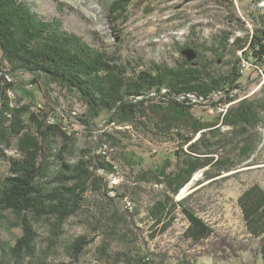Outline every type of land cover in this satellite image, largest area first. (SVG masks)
<instances>
[{"label": "trees", "instance_id": "1", "mask_svg": "<svg viewBox=\"0 0 264 264\" xmlns=\"http://www.w3.org/2000/svg\"><path fill=\"white\" fill-rule=\"evenodd\" d=\"M132 1L114 0L107 7V15L117 20ZM238 41L230 43L227 36H221L217 46L186 45L182 50L192 49L193 58L183 55L172 65L151 61L146 68L138 69L131 66L130 60H122L67 31L60 18L40 17L27 0H0V144L9 147L14 138L19 154L10 159L9 173L0 178V217L3 211L15 214L21 230L14 245L0 241V264H18L23 256H29L32 264L37 235L32 219L55 216L58 222L63 221L75 213L89 188H111L107 182L101 184L97 171L114 172L104 150H84L75 162H68L64 148L56 146L58 135L70 140L60 123H49L47 114L40 118L28 106L11 105L9 91L25 90L26 85H34L44 93L58 87L75 95L84 106L78 121L87 129L106 113V124L118 127L113 132L129 127L161 136L176 135L181 142L175 150L173 170L168 171L172 163L167 159L137 175L140 181L164 186V194L150 210L154 223L160 224L159 231L166 230L179 210L187 221L183 237L192 244L202 245L217 236L213 227L187 204V197L175 200L174 196L197 171L203 172L204 179L215 176L210 169L215 173L232 170L257 148L261 137H254L251 131L264 126V89L257 98L239 97V69L231 66L225 72H216L211 66L213 60L205 53L221 59L240 49L248 62L264 66V5L258 9L247 41ZM20 74L29 76L16 78ZM217 93L221 97L211 103L222 104L223 110L215 120H202L193 114L199 100L211 101ZM222 127L227 129L223 131ZM121 143L108 130L99 135V148ZM237 204L245 229L258 238L264 261V189L257 184L248 187L238 196ZM228 247L235 252L232 245ZM148 259L145 257L142 264H148ZM38 264L44 263L40 259Z\"/></svg>", "mask_w": 264, "mask_h": 264}, {"label": "rangeland", "instance_id": "2", "mask_svg": "<svg viewBox=\"0 0 264 264\" xmlns=\"http://www.w3.org/2000/svg\"><path fill=\"white\" fill-rule=\"evenodd\" d=\"M27 1L40 17L60 18L67 31L122 60H130L131 66L138 69L146 68L151 61L172 65L184 55L182 49L186 45L217 46L221 36H227L230 43L237 39L242 44L252 32L258 9L264 5L262 1L256 5L251 0H133L124 6L122 16L113 20L107 15V7L114 0ZM205 56L213 60L211 66L216 72H225L231 66L239 69L242 85L237 90L239 97L261 95L264 66L248 62L242 50L222 55L221 59L209 52ZM1 59L0 51V62ZM28 76L20 74L16 78ZM52 88L44 93L34 85H26L25 90L16 89L8 94L12 106H28L40 118L47 114L49 123L53 120L60 123L70 140L58 135L56 146L64 148L68 162H75L84 150L89 153L104 150L114 172L97 171L101 184L107 182L111 188L107 191L89 188L75 213L63 221L58 222L55 216L32 219L37 233L32 264H38L40 259L44 264H142L145 257L149 258L148 264H152L151 260L153 264H264L258 238L245 229L237 204L238 196L248 187L257 184L264 189V126L251 131L254 137L261 138L248 160L229 171L215 173L210 169L209 173L215 176L209 178L203 179V172L197 171L174 196L175 200L187 197V204L216 232L217 236L204 244H192L183 237L187 221L179 210L170 226L159 231L160 224L155 225L150 210L164 194V186L137 179L138 172L154 169L167 159L172 163L168 171H172L175 150L181 140L174 134L161 136L129 127H119L120 133L113 132L118 127L106 124V113L96 119L94 127L87 129L78 121L77 115L84 111L78 98L58 87ZM220 97L217 93L211 101L199 100L193 114L202 120H215L223 106L211 102ZM226 129L222 127L223 131ZM104 130L119 138L121 145L99 148V135ZM18 157L14 138L9 147L0 144V178L9 173L10 159ZM233 158L238 159L237 155ZM20 235L16 215L3 211L0 241L11 246ZM214 249L220 252L212 253ZM29 262L30 257L23 256L18 264Z\"/></svg>", "mask_w": 264, "mask_h": 264}, {"label": "water", "instance_id": "3", "mask_svg": "<svg viewBox=\"0 0 264 264\" xmlns=\"http://www.w3.org/2000/svg\"><path fill=\"white\" fill-rule=\"evenodd\" d=\"M184 55L187 56L188 59H191L194 57V51L192 49H185L182 51Z\"/></svg>", "mask_w": 264, "mask_h": 264}]
</instances>
